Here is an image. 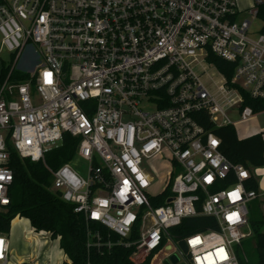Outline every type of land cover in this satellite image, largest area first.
Listing matches in <instances>:
<instances>
[{"label":"built area","instance_id":"2783aa9c","mask_svg":"<svg viewBox=\"0 0 264 264\" xmlns=\"http://www.w3.org/2000/svg\"><path fill=\"white\" fill-rule=\"evenodd\" d=\"M252 2L0 0V213L11 205L14 152L42 162L51 190L84 216L87 248L135 247L131 259L154 254L151 264L174 254L187 264H240L234 245L253 236L249 204L259 193L197 119L234 127L226 110L239 105L247 121L258 114L247 99L264 102V0ZM200 58L222 84L204 83ZM65 134L79 143L71 161L53 168L46 156ZM165 151L170 191L151 194L145 163ZM78 159L85 175L72 166ZM197 216L217 228L175 241L171 230ZM10 255L0 234V264Z\"/></svg>","mask_w":264,"mask_h":264},{"label":"trees","instance_id":"16d2710c","mask_svg":"<svg viewBox=\"0 0 264 264\" xmlns=\"http://www.w3.org/2000/svg\"><path fill=\"white\" fill-rule=\"evenodd\" d=\"M215 61L221 68L226 65L219 59ZM246 104L254 107L256 113L264 111V102L247 99ZM197 120L206 130L214 132L220 138V151L230 161L244 165L251 173L247 188L259 193L258 200L253 202L257 206V215L250 217L252 238L255 240V254L249 260L247 253L243 251V256L238 253V260L240 264H264V232H262L264 199H262L259 181L254 175L256 169L264 167V135L256 133L241 139L235 127L231 125L214 127L207 114L198 115ZM78 143V139L65 134L62 145L47 154V164L57 168L71 161ZM11 163L14 169V183L10 191L11 205L7 211L0 213V234L8 236L13 221L20 217L27 219L35 232H47L52 240H58L59 247L65 256L64 264H151L154 254L144 260L131 259L135 247L126 248L121 244H115L110 249L87 248L88 238L84 216L75 213L72 205L63 201L59 194L51 190L52 176L45 165L42 162L20 159L14 152ZM169 191L170 188L167 187L165 195L169 194ZM92 228L99 229L104 238L109 233L106 228L95 224ZM216 228L214 218L197 216L185 219L179 227L171 230V234L175 241L183 243L187 236ZM135 238L134 234L131 240ZM111 239L114 243L119 240L113 234Z\"/></svg>","mask_w":264,"mask_h":264},{"label":"rangeland","instance_id":"374dc122","mask_svg":"<svg viewBox=\"0 0 264 264\" xmlns=\"http://www.w3.org/2000/svg\"><path fill=\"white\" fill-rule=\"evenodd\" d=\"M238 3L241 9H249L253 4L252 0H238ZM260 27L261 24L258 22L253 24L252 29L255 31L259 30ZM200 62L201 63L196 66L195 70L200 72L203 68L205 69L206 72L203 81L209 88H215L213 85L214 82L218 85L223 83L222 75L214 66H209L202 61V58H200ZM231 97H235V95L232 94ZM238 109L239 105H236L234 108L226 110V116L234 124L238 137L244 138L252 132L263 133L264 135V111L255 114V116L247 121H241ZM220 122H222V119ZM72 166L85 175L87 167L85 161L80 159L73 160ZM145 167L155 179L150 189L151 194L163 192L168 185V173L171 171L169 152L165 151L161 157L147 160ZM254 175L259 181L261 191L264 192V167L256 169ZM262 199H264V197ZM249 210L250 217L257 215L256 203L249 204ZM262 211L264 213V206H262ZM28 223V220L25 218H18L12 223L11 231L8 235L11 248L9 264H18L20 260H28L30 263L38 261L37 264L43 263L46 257L49 256V253L52 255L53 264H64L65 256L59 247L58 240H52L49 236H43V234H39L38 232L30 234L31 227ZM262 232H264V225L262 227ZM234 247L235 250L239 249L238 253H241V255L243 251H245V253H247V259L249 260L252 259L255 254V240L252 237L244 240L241 247L237 245H234ZM142 258L143 256L137 259ZM161 261L162 264H165L164 255H159L154 264H160ZM177 264H187V262L184 259H180Z\"/></svg>","mask_w":264,"mask_h":264},{"label":"water","instance_id":"95a60500","mask_svg":"<svg viewBox=\"0 0 264 264\" xmlns=\"http://www.w3.org/2000/svg\"><path fill=\"white\" fill-rule=\"evenodd\" d=\"M179 262V257L174 254L169 257L168 260L165 261V264H177Z\"/></svg>","mask_w":264,"mask_h":264},{"label":"crops","instance_id":"0c3cea01","mask_svg":"<svg viewBox=\"0 0 264 264\" xmlns=\"http://www.w3.org/2000/svg\"><path fill=\"white\" fill-rule=\"evenodd\" d=\"M254 134H256V133H253V132H252V133L248 134L246 137L251 136V135H254ZM246 137H244V138H246ZM241 139H243V138H241ZM261 195H263V197H264V192L261 191ZM263 197H262V198H263ZM18 218H20V217H17L16 219H18ZM16 219H15V220H16ZM21 219H22V218H21ZM15 220H14V221H15ZM14 221H13V222H14ZM28 222H29V221H28ZM28 224L30 225V222H29ZM30 227H31V225H30ZM48 255H49V257L51 258L52 262H54L51 253H49ZM24 261L29 262L28 260H20V261L18 262V264H19L20 262H24Z\"/></svg>","mask_w":264,"mask_h":264}]
</instances>
